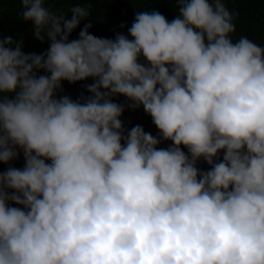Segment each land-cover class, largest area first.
Returning <instances> with one entry per match:
<instances>
[{
	"label": "clouds",
	"instance_id": "clouds-1",
	"mask_svg": "<svg viewBox=\"0 0 264 264\" xmlns=\"http://www.w3.org/2000/svg\"><path fill=\"white\" fill-rule=\"evenodd\" d=\"M20 5L50 44L0 38V264H264V46L225 0L136 10L114 38L91 5ZM141 107L157 136L125 128Z\"/></svg>",
	"mask_w": 264,
	"mask_h": 264
},
{
	"label": "trees",
	"instance_id": "trees-1",
	"mask_svg": "<svg viewBox=\"0 0 264 264\" xmlns=\"http://www.w3.org/2000/svg\"><path fill=\"white\" fill-rule=\"evenodd\" d=\"M174 0H45V6L57 14L68 15L71 19L70 10L73 6L91 5L89 20L93 26L89 29L90 34L102 38H114L116 32L126 31L121 24L131 26L136 10H151L152 8L161 12L171 21L176 13L171 4ZM226 6L236 14L234 23L236 33L234 39L241 35L253 40L258 45L264 46V0H225ZM20 0H0V38L11 36L14 39H23V51L25 53L41 54L45 52L50 41L45 38L44 42L33 37L31 22H24L21 17ZM82 20L80 25L72 32L69 40L78 39L81 29L88 23ZM43 74V73H41ZM92 83L89 79L76 84L63 82V94L76 99L81 93L89 95L85 85ZM117 102L125 103V98L120 97ZM126 129L135 125H141L146 132L158 135V130L152 123L151 117L145 114L143 108L138 110L126 109L121 117ZM170 142H164L160 146L167 147ZM12 166L22 168L24 159L21 155L18 160L12 162ZM199 167L206 169L208 165L201 163ZM7 165L0 163V172H3Z\"/></svg>",
	"mask_w": 264,
	"mask_h": 264
}]
</instances>
